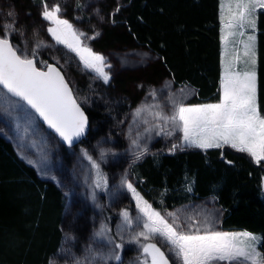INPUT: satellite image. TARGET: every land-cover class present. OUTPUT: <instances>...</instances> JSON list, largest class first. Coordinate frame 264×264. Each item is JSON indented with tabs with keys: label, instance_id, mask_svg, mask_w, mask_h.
<instances>
[{
	"label": "trees",
	"instance_id": "trees-1",
	"mask_svg": "<svg viewBox=\"0 0 264 264\" xmlns=\"http://www.w3.org/2000/svg\"><path fill=\"white\" fill-rule=\"evenodd\" d=\"M220 3L221 0H123L119 10L108 16L115 24L102 28L97 46H136L150 51L157 63L150 75H143L146 81L169 77L174 86L194 91L193 102L216 101L221 74ZM20 5L19 11L24 12ZM255 32L257 103L264 115V10L257 12ZM130 79L117 76L113 91L133 101L135 96L127 89ZM115 97L116 103L123 104L84 108L90 130L77 147L83 144L91 148L98 139L114 136L108 128L111 115H123L128 110L125 101ZM116 146L123 149V142ZM129 172L155 208L162 204L169 210L191 201L214 200L222 212L221 228L258 235L262 238L259 248L264 253V161L258 165L246 155L225 148L158 152L134 163ZM65 204L58 186L40 178L0 136V264H49L62 247Z\"/></svg>",
	"mask_w": 264,
	"mask_h": 264
},
{
	"label": "rangeland",
	"instance_id": "rangeland-1",
	"mask_svg": "<svg viewBox=\"0 0 264 264\" xmlns=\"http://www.w3.org/2000/svg\"><path fill=\"white\" fill-rule=\"evenodd\" d=\"M122 1L47 0L49 8L56 5L61 7L60 17L72 24L77 32L85 33V37H94H81V41L94 53L105 58L104 70L110 75V79L108 83H104L94 72L83 68L75 53L70 52L63 45H57L52 39L47 32V27L51 25L40 15L41 0H0V24L9 20H14L16 24V30L11 32L8 39L14 41L18 55H28L41 69H45L43 68L45 61L57 66L63 72L76 100L83 109L104 108L105 106L114 108L116 104H123V102L116 103L115 96L121 97L128 109L123 115H111L112 124L108 128L114 136L98 139L99 141L94 142L91 148L83 144L79 147L76 146L77 144L71 147L64 146L39 123L34 114L30 117L25 114L31 113L26 106H23V110L17 108L12 116L0 113V136L12 145L21 161L34 168L40 178L54 182L65 196L66 204L62 224L63 243L49 264H76L78 260L85 262V258L91 254L106 256L112 251L117 252L121 259L118 262L112 260L109 264H136L139 248L135 243L127 241L130 234L138 230L135 219L139 216V212L136 208V201L127 188L121 184V180L127 178L143 199L151 205L139 190V183L129 172V168L147 155H154L158 152L170 153L169 149L174 143L181 142L182 135L179 132L172 136L158 135V129L154 127L157 122L153 119L152 112L162 110L170 113L172 111L171 99L182 101L187 106L216 103L219 100V89L216 101L193 102L194 91L188 87L174 86L169 77L160 76L151 82L146 81L143 75H150L153 66L157 63L156 56L150 51L136 46L127 48L115 46V48L106 49H100L97 46L102 37V28L104 26L113 27L112 25L115 24L110 23L108 16L115 14ZM221 3L223 44L227 45L228 42H232L231 40L241 41L244 35L240 36L238 32L233 35L235 30L227 26L229 13L231 14L234 10V0H221ZM20 4L24 6V12L19 11ZM9 11H14L13 17L8 16ZM239 46V43L235 44L233 49L229 48L232 47L229 44L227 49L230 50L224 49L225 60L221 64L220 80L229 64H232L236 70L244 71L240 69V66L244 65L242 59L245 58H241L238 63L234 60L237 54L243 57V45L238 48ZM34 48L36 49L35 57L32 56ZM141 75L139 80L133 81L135 77ZM117 76L131 78L127 82V89L131 95L135 96L133 101L125 100L126 97L123 95L114 93L113 82ZM152 92L156 93L155 100L149 95ZM9 100L14 99L9 97ZM154 104L160 105V109L148 108ZM141 107L146 110L137 114L136 110ZM145 129L149 131L146 132ZM133 140H136L141 148L146 149L139 160H135V153L138 149L133 145ZM119 141L123 142V149L117 148ZM225 149L233 150L228 147ZM184 150L200 149L185 147ZM184 150L177 148L171 153ZM88 157L99 163L100 175L97 174L96 169L92 168ZM100 176L106 180V186L102 181L101 187L96 188L95 181L100 179ZM153 208L169 220L171 217L168 213H176L185 223L190 222L188 221L189 216L200 220L205 215H209L215 221L216 230L243 232L221 228L222 212L212 199L191 201L169 210L162 204L160 208ZM122 210H127L133 219L134 223L131 228L123 223L120 216ZM101 225L108 229V236L116 242L123 243L121 249H114L106 239L95 238V233ZM121 235L123 241H121ZM89 249H92V253H89ZM168 255L170 264H178L171 253ZM96 264H101V262L97 261Z\"/></svg>",
	"mask_w": 264,
	"mask_h": 264
},
{
	"label": "snow or ice",
	"instance_id": "snow-or-ice-1",
	"mask_svg": "<svg viewBox=\"0 0 264 264\" xmlns=\"http://www.w3.org/2000/svg\"><path fill=\"white\" fill-rule=\"evenodd\" d=\"M41 4V18L51 25L47 27V32L56 44L75 53L85 70L94 72L104 83H108L110 75L104 70L105 58L82 44L81 37H85V33L77 32L72 24L60 17L59 5L49 8L47 0H41ZM260 9H264V0H234V10L227 25L229 29L235 30L232 34L238 32L243 36L246 28L254 32L256 15ZM8 16L13 17L14 11H9ZM15 30L14 20L0 24V113L12 116L17 108L23 110V106H26L31 110L26 115L30 117L35 114L65 143L72 145L75 139L84 134L87 117L56 66L45 61L43 68L46 70H42L28 55L17 54L18 50L8 39ZM242 45L243 62L250 67L240 71L229 64L220 80L218 102L187 106L182 101L170 98V113L162 110L152 112L158 135L182 134L181 142L174 143L169 149L170 153L177 148L184 150L185 147L205 152L228 147L246 154L258 165L264 161V115L260 113L257 103L255 36L249 34ZM32 56H36L35 48ZM234 60L240 62L241 56L237 54ZM149 95L155 100V92ZM9 97L15 99L9 100ZM160 107L158 104L148 106L149 109ZM145 110L141 107L136 113ZM133 145L138 149L135 160H139L146 149L141 148L136 140H133ZM88 159L100 175L99 163L91 157ZM102 181L106 186V180L100 176L95 181L96 188L101 187ZM121 184L132 194L139 212L135 219L138 230L132 232L127 241L139 248L136 264H170L169 253L178 264H264V253L259 250L262 238L256 234L216 230L215 221L209 215L200 220L189 216L190 222L185 223L176 213L170 212L168 216L171 219H166L143 199L127 178H123ZM261 190L264 192V183L261 184ZM120 216L123 223L131 228L134 221L129 212L122 210ZM107 232L108 229L101 225L95 238L106 239L114 249H121L123 243L116 242ZM89 253H92V249H89ZM120 259V255L112 251L106 256L91 254L85 258V262L78 260L76 264H96L97 261L109 264L112 260L118 262Z\"/></svg>",
	"mask_w": 264,
	"mask_h": 264
},
{
	"label": "crops",
	"instance_id": "crops-1",
	"mask_svg": "<svg viewBox=\"0 0 264 264\" xmlns=\"http://www.w3.org/2000/svg\"><path fill=\"white\" fill-rule=\"evenodd\" d=\"M221 5H222V3H220V11H221ZM229 15H231L230 13H229ZM221 19V18H220ZM222 25V24H221ZM251 28H247V30L245 29L244 30V38L241 40V41H234V40H231L232 42H228L227 43V45H225V44H223V40H222V37H223V29H222V26H221V54H220V56H221V64H222V62H223V60H225V58L223 57V53H224V49H227V46L230 44V45H232V47H229V48H233V45H235V44H238L239 43V47L238 48H240L241 47V45H242V41H246L247 40V36L251 33V32H248L249 30H250ZM251 31V30H250ZM255 31L253 32L252 31V35H254L255 36ZM223 39H224V37H223ZM255 46H256V38H255ZM238 48H235V49H238ZM234 49V48H233ZM230 49H227V51H229ZM256 52V51H255ZM232 54V53H231ZM241 58H244V57H241ZM242 61H243V59H242ZM237 63V62H236ZM240 64V63H239ZM237 66V65H236ZM256 66V65H255ZM238 67V66H237ZM248 67H250V65H246L245 63H244V65H241L240 66V69H246V68H248ZM239 68V67H238Z\"/></svg>",
	"mask_w": 264,
	"mask_h": 264
},
{
	"label": "water",
	"instance_id": "water-1",
	"mask_svg": "<svg viewBox=\"0 0 264 264\" xmlns=\"http://www.w3.org/2000/svg\"><path fill=\"white\" fill-rule=\"evenodd\" d=\"M10 41V40H9ZM11 43V42H10ZM12 44V43H11ZM34 62H35V60H34ZM53 66H55V65H53ZM57 67V66H56ZM58 68V67H57ZM59 69V68H58ZM42 70H46V69H42ZM60 70V69H59ZM61 71V70H60ZM61 73H62V75L64 76V74H63V72L61 71ZM64 78H65V76H64ZM66 80V79H65ZM67 82V81H66ZM70 87V86H69ZM72 90V89H71ZM73 92V91H72ZM74 95V94H73ZM75 97V96H74ZM10 98H12V97H10ZM12 99H15V98H12ZM82 108V107H81ZM30 110V109H29ZM82 110L84 111V113H85V115H86V117H87V114H86V112H85V110L82 108ZM31 111V110H30ZM34 116L36 117V119L39 121V123L48 131V132H50V133H52L64 146H66V147H71V146H73V145H75V144H77L87 133H88V131H89V128H90V122H89V119H88V117H87V120H88V123H87V125H86V127H85V131H84V134L82 135V136H80L78 139H75L74 141H73V143H72V145H68L67 143H65L52 129H50L45 123H44V121L42 120V119H40L39 117H37L35 114H34Z\"/></svg>",
	"mask_w": 264,
	"mask_h": 264
},
{
	"label": "flooded vegetation",
	"instance_id": "flooded-vegetation-1",
	"mask_svg": "<svg viewBox=\"0 0 264 264\" xmlns=\"http://www.w3.org/2000/svg\"><path fill=\"white\" fill-rule=\"evenodd\" d=\"M11 42V41H10ZM12 43V42H11ZM38 68H40V67H38Z\"/></svg>",
	"mask_w": 264,
	"mask_h": 264
}]
</instances>
